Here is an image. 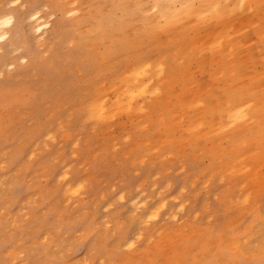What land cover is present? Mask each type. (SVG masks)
<instances>
[{"label": "rangeland", "instance_id": "rangeland-1", "mask_svg": "<svg viewBox=\"0 0 264 264\" xmlns=\"http://www.w3.org/2000/svg\"><path fill=\"white\" fill-rule=\"evenodd\" d=\"M0 1L12 17L0 28V264H264V168L251 176L240 148L223 170L225 158L209 152L218 138L228 149L224 135L186 144L180 130L201 109L178 110L191 99L177 95L180 81L159 103L148 95L130 113L113 111L112 85L131 64L158 59L178 73L173 34L144 35L134 14L114 12L129 23L117 35L125 43L93 39L91 11L116 0ZM185 65L207 83L196 59ZM99 96L110 106L104 120L88 114Z\"/></svg>", "mask_w": 264, "mask_h": 264}, {"label": "bare ground", "instance_id": "bare-ground-1", "mask_svg": "<svg viewBox=\"0 0 264 264\" xmlns=\"http://www.w3.org/2000/svg\"><path fill=\"white\" fill-rule=\"evenodd\" d=\"M76 1L77 0H70V4L72 5ZM10 2L12 3V1ZM128 4L130 9L128 8ZM110 6L111 8L104 10V12L101 11L99 7H95L91 11L92 16H90L92 19H94V21L87 34L91 35L93 39L101 40L107 38L109 35V37L112 38V41H115L116 43L122 45L123 43H125V41L118 38L117 35L122 33L123 31H126L129 23L127 26V24L125 23H120L119 20L116 21L114 12H120V14L123 16L134 14L141 20V25H139L142 34L147 36H151L153 34L156 35L157 33L173 34V36H175V46H177L178 48L177 53H173V56L176 53L175 56L177 59L174 58L175 56L173 58L177 61L180 60V62H176L178 73H175V71L173 70L165 72L164 66L162 64H158V59L156 60L157 62L155 61L156 66H154V69L152 65H155V62L152 63V60H150L149 62V60H147L145 57L144 58L146 60L143 59L145 61L141 60L142 62L138 63L137 65L135 63L134 66L133 64H131V69L129 68L130 70H126L127 72L125 71V73L122 72V75H120L121 78L119 77L120 79L117 81V84L112 85V90H114V88L116 89V93L113 92L114 95H116V101L114 100L115 104L113 103V111L126 109V112H128L127 110H129L130 113V110L136 109L134 108V106L137 99L148 95H156L158 97L157 99H159L160 96H163L162 94H165L166 97L168 96L167 98H170L169 92L171 91L173 84L177 81H180L181 89H179L178 91L180 92L178 94L176 92V94L178 96L181 95L180 93H182L183 95L188 94V96H190V98L194 101L188 98V102H190V104L188 103V106L185 104L186 107H184L182 104H179L178 110L181 111V109L183 110V108H190V110L191 108H199L197 110L201 109L199 113L198 111H195L196 115L194 117H189L190 119H188V121L186 120V132H183V129L180 130L181 133L179 135L184 133H187L186 137L188 135L187 138L183 137V139L185 138V142H188L186 144L189 145V142L196 143L198 142L199 138H204L208 136V134L217 136L219 135V137L220 135H224L223 139H225L224 142L228 144V149L220 148V144L222 143V141L221 138H218L217 140H215V142L212 143L213 145L210 149L211 151L209 152L210 155L224 157L225 165L221 164L222 166H224L222 169H232L235 167L238 161V150L240 148H244L246 149V153L244 152L241 160L242 162L245 159L248 161V166L245 167L248 168V171L253 170L252 172H250L251 176L252 173L253 176H256L257 168H264V0H116L113 1ZM74 7L70 9V12L76 14V11H78L79 9L77 10V8ZM34 11L35 10H33L32 12L34 13ZM6 12L0 10V28L2 26L3 28H7L4 27V25L7 26L6 24L11 23L12 17ZM35 12L38 13L39 11ZM146 12L149 13H147V16H145ZM28 16H30V14ZM80 17L81 16H79L78 18ZM40 22L41 21L39 20L38 23ZM135 22L137 23V20ZM35 23H32L34 24V27L32 26L33 29L35 28ZM75 23L79 24L80 19L75 21ZM130 25L133 24L131 23ZM17 28H19V26ZM128 28L130 29V27ZM200 30L204 31L205 34L202 33L204 34L201 37L202 40L200 42L197 41L199 42V44L196 45L195 42L196 40H198L196 39V34H198ZM3 31L4 29H2V32ZM5 32L3 33L4 35ZM250 32L255 37V43L254 45L252 44L253 46H251L248 42V35L250 34ZM3 34L1 37H3ZM189 34H192V37H189L190 39H187ZM197 37L199 36L197 35ZM201 38H199V40ZM176 43H179V45H176ZM203 53L206 54L205 57L202 56ZM162 55L163 54L161 53V56ZM194 59L197 60V64L201 70L199 71L198 66H195V68H197V70L199 71V74H197L200 75V73H205L208 77V81L206 80L207 83H197L196 85L193 82V76H190L192 73L187 74L188 69H186V67H183V65H185V62L186 65H189V63ZM257 63L260 64V69H254V66ZM154 77L161 81L160 83L158 82L159 85L156 82L157 86L154 84L155 88L153 85L151 86V82ZM219 83H222L221 87L218 86ZM160 84L161 86L165 84V91L161 90ZM201 86L204 88H202ZM159 91H162V94L160 93L158 96ZM99 97L100 98L98 99L94 98L95 100L90 103V106L88 107V114L91 118L104 120L107 118L106 114H108L107 111H109L108 109L110 106L106 102V99L104 101L103 97ZM157 99L156 102L159 103L160 99ZM142 101L143 100H141V102ZM177 101L179 102L180 100L176 99V102ZM137 110L140 109L137 108ZM118 112L119 111H116L114 114ZM158 112H161V110ZM166 114L167 111L165 115ZM159 116L162 115H158V117ZM126 119L129 120V118ZM187 123L188 125H186ZM164 124L166 123H163L162 125ZM170 124L172 125L170 127L171 129L176 130L177 127H179L178 125H175L178 124L176 122L174 126L172 123ZM180 131H178L177 133H179ZM166 139L169 141L165 143L169 144L172 138ZM145 141H147V138H145ZM194 156H192V158H194ZM260 186H264V182H262ZM262 189H264V187ZM151 214L153 213L151 212ZM151 214H147V217L149 218ZM155 216L153 214V216L151 217L155 218ZM263 240L264 238L261 241ZM238 243L236 242L237 246L239 247ZM247 245L249 244L247 243ZM263 245L264 243L262 244V246Z\"/></svg>", "mask_w": 264, "mask_h": 264}]
</instances>
